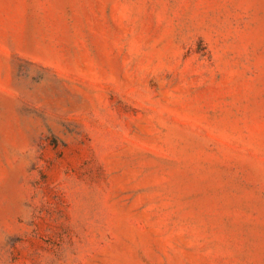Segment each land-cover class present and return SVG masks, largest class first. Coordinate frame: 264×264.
Instances as JSON below:
<instances>
[{
    "label": "rangeland",
    "instance_id": "obj_1",
    "mask_svg": "<svg viewBox=\"0 0 264 264\" xmlns=\"http://www.w3.org/2000/svg\"><path fill=\"white\" fill-rule=\"evenodd\" d=\"M0 264H264V0H0Z\"/></svg>",
    "mask_w": 264,
    "mask_h": 264
}]
</instances>
